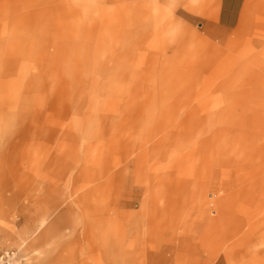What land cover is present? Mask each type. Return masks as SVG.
<instances>
[{
	"label": "rangeland",
	"instance_id": "obj_1",
	"mask_svg": "<svg viewBox=\"0 0 264 264\" xmlns=\"http://www.w3.org/2000/svg\"><path fill=\"white\" fill-rule=\"evenodd\" d=\"M217 1L0 0V264H264V0Z\"/></svg>",
	"mask_w": 264,
	"mask_h": 264
},
{
	"label": "crops",
	"instance_id": "obj_2",
	"mask_svg": "<svg viewBox=\"0 0 264 264\" xmlns=\"http://www.w3.org/2000/svg\"><path fill=\"white\" fill-rule=\"evenodd\" d=\"M253 3L254 0H221V2L218 0L214 3V12L210 20L219 22L228 30L236 28L248 19Z\"/></svg>",
	"mask_w": 264,
	"mask_h": 264
}]
</instances>
